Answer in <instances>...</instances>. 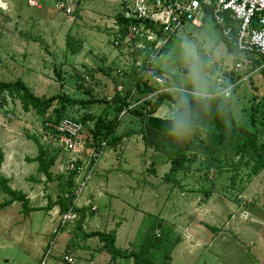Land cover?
Returning <instances> with one entry per match:
<instances>
[{
	"label": "rangeland",
	"instance_id": "rangeland-1",
	"mask_svg": "<svg viewBox=\"0 0 264 264\" xmlns=\"http://www.w3.org/2000/svg\"><path fill=\"white\" fill-rule=\"evenodd\" d=\"M64 1L70 4V9L73 10L71 13L58 9V4ZM0 2V81L15 82L21 79L39 97L65 93L76 98L90 99L78 91V76L90 78L85 84L93 87L94 95L99 99L113 96L114 88L119 85L128 90L135 88L138 78L135 77V65L138 62L146 65L149 56L137 52L140 51L139 43L134 42L131 37L122 41L116 37L117 27L120 28L117 17L123 14L122 0ZM116 42H121V45L116 46ZM235 58L220 30L209 17L200 28L190 23L181 28L169 43L167 51L161 53L150 69L159 76L167 77L168 74L167 79L173 77L169 81L171 87L184 91L192 89L199 96L211 94L213 91L224 94L231 89L235 117L238 123L246 124L254 113L251 110L252 101L255 100L259 112L264 113V77L261 75L264 65L254 71L253 67H248L235 72ZM204 62L213 67L214 75L205 72ZM99 68L108 73L98 71ZM58 71L61 72L63 81L59 79ZM120 73H125V77H120ZM232 73L243 76L235 85L229 84L233 78ZM251 78L253 81H250ZM184 93L194 94L189 91ZM106 108L105 104H98L88 110L72 109L69 114L75 119L88 113L112 116L113 111ZM259 115V119L264 116ZM147 118L143 120L132 113H126L120 119L116 136L134 131L137 134L131 136V140H136L137 143L133 146L128 144V147L123 143L121 151L112 154V157L126 154V162L131 171L119 173L118 170L127 168L124 160L115 164L119 169L112 176L111 185L113 192L119 193L116 195L118 201L113 202L111 208L105 202L96 201L100 211L96 214L95 221L101 222L96 230H109L105 224L107 218L112 217L111 226L121 227L116 229L119 232L117 247L134 252L139 251L147 240H154V231L155 234L159 232L166 246L155 252V264H162L168 253L172 259L170 264H256V257L262 254L259 249L261 243L256 235L259 229L255 230L254 224L255 228L250 232L247 224L250 225L251 222L244 224L240 217H248L247 212L254 215L255 204L263 202L264 172L261 177L256 178L252 176L250 167L242 165L236 169L228 162L220 171L211 170L206 173L204 159H200L188 171L177 175L180 183H168L165 175L170 171V165H161L182 138L171 133L165 134L158 139L160 146L150 147L149 138L146 137L148 141H144L140 138L141 133H138L147 128L146 125L144 127ZM44 131V122L36 112L26 113L20 101L7 94L0 95V156H3L6 146L11 150L12 143L18 144L14 151L18 157L19 170L11 174L13 178L9 186L15 191L24 190L29 196L31 193L33 200L30 206L34 207L29 217L22 214V205L18 202L0 209V264H39L41 253L36 245L55 238L56 235L51 234L55 225L60 230L59 248L64 244L65 237L69 236L68 225L71 229L70 235L75 236L79 231L78 213L76 222L67 224L65 228L61 227L62 214L56 202L62 190L68 186L63 170L69 157L53 144L41 140ZM144 135H147L146 132ZM32 136L40 138V143L49 157L59 151L56 163L51 169L52 180H47L40 172L38 161L28 160L40 154L37 143L31 145ZM261 141L264 142V134ZM143 147H146L145 150ZM89 148L86 153L90 151ZM110 151L109 147L100 159L98 168ZM86 153H83L84 158L88 157ZM21 156L28 157L27 161ZM81 157L83 158L82 155ZM153 162L156 163L155 168ZM102 175L105 178V173ZM94 178L95 176L87 190H90ZM74 188L75 186L72 191ZM87 190L76 207L82 209L86 206L89 215L93 203L85 198ZM8 199L0 190V204ZM106 214L110 216L106 217ZM31 215L32 220L29 219L27 224L26 220ZM53 217L56 220L50 224L48 220ZM84 227L83 224L82 228ZM90 228L91 231L94 229L93 226ZM219 234L222 236L219 237ZM72 239L74 252L70 249L69 253H59L60 249L54 251V243H51L50 249L44 251V263L72 264L70 258L74 257L73 264H111V256L100 252L102 245L97 238L86 239L78 233ZM172 242L176 243L174 248L169 246ZM114 264L134 262L118 260Z\"/></svg>",
	"mask_w": 264,
	"mask_h": 264
},
{
	"label": "trees",
	"instance_id": "trees-1",
	"mask_svg": "<svg viewBox=\"0 0 264 264\" xmlns=\"http://www.w3.org/2000/svg\"><path fill=\"white\" fill-rule=\"evenodd\" d=\"M210 13V10L207 11V17L204 22L208 20ZM117 20L120 28L116 33V37L121 41L130 35V27L132 25L139 24L138 21H130L126 19L122 13L118 15ZM149 26L151 27L150 24ZM215 27L219 29L216 25ZM175 35L172 36L169 43ZM224 41L228 46L229 51L236 56L235 61H237V50L225 39ZM169 43L165 46L163 51H167ZM204 63L205 72H210L211 75H214L215 71L213 70V67L207 66V62ZM263 65L264 57L256 61L254 60L252 71L260 69ZM98 71L108 73L102 68H99ZM261 75L264 77V68L261 70ZM58 76L59 79L63 81L60 71H58ZM81 77L78 76L77 89L78 91H81L84 96L90 97V99L76 98L66 95L65 93L57 94L52 97H39L21 79H18L15 82L0 81V95L5 96V94H7L12 99L20 101L24 112H36V114L43 120L44 125L47 122L58 123L64 118H70L83 123L93 136L91 140L89 139V146L91 147H101L103 141H108L109 147H117L125 138L137 134L133 131L125 135L116 136V130L120 125L121 114L132 106L133 101L136 103L146 97L152 95L156 96L155 99L152 100L151 98L146 101L141 107L129 111V113H132L143 120L148 116L154 115L165 102H170L176 107L198 106L199 113L194 117L189 133L183 135L180 144L173 149L169 156H167V160L162 162V166L170 165V171L165 175L166 182L174 184L180 183L177 179V175L181 172L188 171L191 166L197 163L200 159H204L203 164L206 173L211 170L220 171L222 166L228 162H230L236 169L242 165L250 167L252 176H258L264 172V142L261 141V136L264 134V113L259 112L258 106L255 105V100L252 101L251 110H253L254 113L251 114L249 123L240 124L238 123L233 110V94L226 97L222 95L221 92L213 91L211 94L199 96L197 92L192 89L185 90L194 94L184 92L157 94L160 89L158 85L152 81H144L143 78H137L134 86L136 89L135 96L132 95L131 88L129 90L127 89L128 91L125 96H121L116 92L115 87L113 90V99L108 101L106 97L105 99L97 98L94 95L93 87L86 86L85 78ZM232 77L233 78L229 84L235 85L241 81L243 76L241 77L239 74L232 73ZM168 79L170 81L174 78L169 77ZM250 81H253L252 78ZM229 84L225 87H228ZM3 100H5V98ZM98 104H105L107 106L106 110L113 111V115L105 114L95 116L88 113L75 119L69 114L72 109L82 108L83 110H88L91 106ZM256 114L262 115L263 118L259 119ZM91 123H94V126H91ZM258 125L262 129L258 128ZM138 133L144 134V131L141 130ZM46 136H48L47 133H45V137ZM32 138L37 143L40 151V154L37 157V161L40 164L39 170L46 176L47 180H52L51 169L55 165L59 151L55 153L54 156L49 157L48 152L44 150L45 147L43 148V145L40 143V138H37L36 136H32ZM48 138L49 141L53 140L50 136H48ZM143 139L146 141L145 135L143 136ZM2 162L3 156H0V169ZM155 165L156 163L153 162V167ZM154 168L153 171L156 173ZM73 176L74 175L68 178V186L62 190L61 196L56 202V206L59 207L62 215L68 213L71 209L78 213L80 217L77 224L79 234L86 239L97 238L102 245L100 247V252H106L109 254L111 256L112 264L116 263L118 260H133L134 264H155V252L163 250L166 246V242L163 240L162 236H159V232L155 234L154 231V240H147L145 245L142 246L139 251L134 252L122 250L117 247L116 231H91L86 233L83 230L82 225L88 216V209H79L74 206L75 196L72 189L75 186V182ZM0 190L9 198L5 203L0 204V209L10 207L18 202L22 205L23 215L28 216L34 211L30 206V201L27 198V195L23 192L13 190L9 186V180L3 177L1 173ZM169 246L174 248L176 243L172 242ZM171 260V255L168 253L165 255L162 264H170Z\"/></svg>",
	"mask_w": 264,
	"mask_h": 264
},
{
	"label": "built area",
	"instance_id": "built-area-1",
	"mask_svg": "<svg viewBox=\"0 0 264 264\" xmlns=\"http://www.w3.org/2000/svg\"><path fill=\"white\" fill-rule=\"evenodd\" d=\"M122 3L124 17L130 21L139 22V24L130 27V35L127 38L131 37L134 42L139 43L140 51L137 52L149 56L146 65L144 62L141 64L138 62L135 65V77L143 78L144 81H152L158 85L160 89L157 94L186 92L183 89L171 87L165 76L157 75L150 68L160 57L172 36L188 23L197 28L202 27L209 10L211 12L209 17L219 27L223 38L238 52L233 69L235 72L252 67L254 60L264 57V0H122ZM70 7V4L68 5L65 1L58 4V9H63L67 13L73 11ZM120 43L116 42L115 45L120 46ZM120 77L124 78L125 73H120ZM84 78L85 81L90 80L89 77L84 76ZM130 90L135 96L136 89ZM230 91L231 89L222 95L229 97ZM116 92L125 96L127 89L123 85H119L116 87ZM154 97L156 96L152 95L140 102H132V106L124 111L121 117ZM107 99L111 101L113 96H108ZM44 129L42 140L61 149L69 157L63 174L67 179L74 175L73 193L75 196L74 206L76 207L79 205L77 202L87 190L88 184L95 176L99 161L109 148V143L103 141L101 147L89 146V139L91 140L93 136L87 127L70 118H64L58 123L47 122ZM45 133L53 140L49 141L48 136L45 137ZM88 148L90 151L86 153ZM83 153L88 154V157L84 158ZM77 220V213L71 209L62 215L61 227ZM59 231V229L54 230L53 233L56 237ZM42 264H45L44 261Z\"/></svg>",
	"mask_w": 264,
	"mask_h": 264
},
{
	"label": "crops",
	"instance_id": "crops-1",
	"mask_svg": "<svg viewBox=\"0 0 264 264\" xmlns=\"http://www.w3.org/2000/svg\"><path fill=\"white\" fill-rule=\"evenodd\" d=\"M197 107L198 106H179V107H176L173 104H171L170 102H165L154 115L149 116L145 120L144 127L147 126V128L146 129L144 127L143 128H144V133L146 132V134H147V135H145V138L146 137L149 138L148 145L150 147H152V145H159L160 146V142H159L158 139L162 138L163 135H165V134H170V133L172 134L173 115L178 110L181 111V112H184L186 114V116L188 118V122H189V127H191L194 117L197 116L198 113H199V110H198ZM197 111H198V113H197ZM120 123H121V120H120ZM134 136L135 135H133L132 137H134ZM132 137H130L128 139H124V141L120 145H118L117 147H110L111 151L109 152V154L105 158L102 159L101 164H100V166L98 168V171H97V173L95 175V178L93 180V183L91 184L90 190H87V192H86L85 198H88L93 203L91 205V207L89 205L90 210L92 212L94 211V213L91 212V214L88 215L87 219L84 222V226L85 227H84L83 230L86 233L91 232L90 226L94 227V229L92 231H100V230H96V229H99L98 226H101V222L99 220L95 221L96 214L100 211L98 205L96 204V201L99 200V201L105 202V204L107 206H109L110 208L112 207L113 202L117 203V201H118L116 195H119V193L117 194V192H115V193L113 192L114 190H113L112 185H111V179L113 178L112 176L116 173L115 171L119 169V168H117L115 166V164H117L118 162H120L122 160H124L126 162L128 156L126 154L122 153V157L119 156V157L113 158L112 154H116L119 150L121 151V149H122L121 145L123 143H126V147H128V144H131V146H133V144L135 145L137 143V141L136 140L132 141L131 140ZM180 137L182 138L183 135H181ZM140 138L141 139L143 138V134L140 135ZM33 143L36 144V142L32 140L31 145ZM17 146H18V144L14 145V143H12L11 144V150H8V146H6V148L3 150V163H2V166H1V169H0V172L6 179L9 180V182L11 181V178H13L11 174H13L14 172L16 173L17 169L19 170L18 165H17L18 157H16V152L14 151ZM144 148H146V147H143V150H145ZM150 149L152 150L153 148H150ZM158 151H159V149H158ZM38 152H39V148H38ZM38 156H39V154H38ZM22 159L27 161L28 157L24 156V157H22ZM66 159H67V157L65 158V160ZM28 160H30V162L31 161L32 162H36L37 161V156L35 158L32 157L31 159H28ZM61 160H62V158H61ZM60 161L57 160V162H60ZM18 164L21 165L20 163H18ZM14 166H16V167H14ZM126 166H127V168L125 170H118L119 173H121L120 171L130 172L131 168H130V165L127 162H126ZM165 166L166 165H164L163 167H165ZM13 168H15V169L13 170ZM102 173H105V178H102V177H104L102 175ZM120 176H122V175H120ZM261 176H262V173L260 175L256 176V178H259ZM17 191L23 192L24 194L26 193L30 203L32 202V200H33L32 198L33 197H31V193H30V196H29L27 194V192L24 191V190L23 191L17 190ZM29 191L31 192L32 189H30ZM263 195H264V193H263ZM31 208H34V207L31 206ZM255 208H256V213H254V215L247 212V214H249L248 217H244V216L241 215L240 218H241L242 222H244V224H247V223L251 222V224L249 223L250 225L247 224V227L249 226L250 232L255 228L254 224L256 225L255 230L259 229L258 233L256 232V235L259 237V241L261 243V246H260L259 249H260V252L262 254H260L259 257H256V264H264V200H263L262 203L255 204ZM85 209H87V208H85ZM88 211H89V209H88ZM33 216H35V215L33 214ZM105 216L107 217L108 214H106ZM111 218L110 217L107 218L105 227H109V230H106L104 232L116 231V244H117L118 238H119L118 230L121 229V227H119L120 225H118L117 228L115 227V225L112 227L111 226L112 225L111 224L112 220L110 221ZM29 219L32 220V215H31L30 218H28L26 220L27 224H29L28 222H30ZM55 220H56V217H53V218H51L48 221H49L50 224H52ZM65 227H67V226H65ZM56 228H58V227H56V225H55L51 234H53V232H54V230ZM64 228L62 229V232H64L63 231ZM113 228H115V229H113ZM116 229H118V230H116ZM239 230H240V228H239ZM70 233H71V229H70V227L68 225V233L67 234L69 236L65 237L64 244L60 248L58 247V237L59 236H57V237L55 236V238L52 237L49 242H47V241H45V242L42 241L41 243L39 242L36 245L37 249H38V252L41 253V259L39 261V264H42L44 251H46V250L48 251V249H50L49 246H50L51 243H54V246H53L54 251H57L58 249H60V251L58 250L59 253L60 252L63 253V254H65L67 252L69 253L70 249H73L72 252H74V247L72 248V243L71 242L73 241L72 238L73 237L76 238L77 234L79 232L77 231L75 236H73L72 234L70 235ZM254 233H255V231H254ZM222 234L224 235V233H222ZM219 235H220L219 237L222 236L221 234H219ZM191 246H193V244H191ZM126 250H128V249H126ZM70 260H71V263L73 264V262L75 261V258L72 257V258H70ZM110 262H111V259H109V263ZM53 264H54V262H53Z\"/></svg>",
	"mask_w": 264,
	"mask_h": 264
},
{
	"label": "clouds",
	"instance_id": "clouds-1",
	"mask_svg": "<svg viewBox=\"0 0 264 264\" xmlns=\"http://www.w3.org/2000/svg\"><path fill=\"white\" fill-rule=\"evenodd\" d=\"M189 131L190 127L186 114L178 110L173 115L172 134L176 136L187 135Z\"/></svg>",
	"mask_w": 264,
	"mask_h": 264
},
{
	"label": "bare ground",
	"instance_id": "bare-ground-1",
	"mask_svg": "<svg viewBox=\"0 0 264 264\" xmlns=\"http://www.w3.org/2000/svg\"><path fill=\"white\" fill-rule=\"evenodd\" d=\"M36 5V4H35Z\"/></svg>",
	"mask_w": 264,
	"mask_h": 264
}]
</instances>
